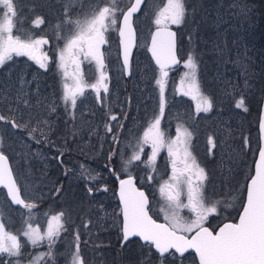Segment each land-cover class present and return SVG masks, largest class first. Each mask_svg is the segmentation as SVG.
Masks as SVG:
<instances>
[{
	"label": "rangeland",
	"instance_id": "374dc122",
	"mask_svg": "<svg viewBox=\"0 0 264 264\" xmlns=\"http://www.w3.org/2000/svg\"><path fill=\"white\" fill-rule=\"evenodd\" d=\"M127 2L117 0V7L124 8ZM13 3L17 13L13 18V35H21L22 38L29 35L36 38L46 36L49 43L42 46V51L50 59L47 69H41L27 56H14L0 67V89H5L9 100L14 101L20 87L19 78L23 77L30 82L27 87L30 103L36 104L38 97L34 93L39 87L40 99L45 104L54 103L56 110L54 113L38 107L30 110L36 119L49 121L51 127L47 131L51 143L36 144L27 129H13L11 125L0 122L4 137L0 149L11 157L24 198L36 205L32 210L34 227L38 225L41 232H44L52 215L60 212L65 214V230L60 232L53 248L54 264H68L77 232L79 252L84 264H101L100 261H106L100 259V245H103L101 248L106 252L108 264H144V261H148V264H161V258L146 256L150 255L149 252L142 253L134 244L130 253L116 252V245L111 244L109 236L101 242L97 241L96 233L120 228L119 205L115 188L107 177L110 175L108 166L113 164L117 171L123 172L122 157L126 160L133 154L149 122L158 114L160 89L156 80L160 78V71L152 61L147 45L150 31L155 26V13L167 4V0H146L135 16L138 37L128 78L124 75L119 55L117 30L120 15H117V25L105 33L108 43L102 47L108 92H101L98 96L91 87H86L72 114L66 111L61 100L64 83L71 84L72 79L69 76L65 81L58 67V53L65 45L64 37L75 31L74 25L65 22L63 14L68 0H13ZM96 3L97 0H72L70 18L82 20ZM185 6V23L174 25L178 29L181 64L169 69L164 81L165 104L160 129L164 132L166 142L169 138L176 140L177 129L181 125L192 133V156L207 175L203 182L204 195L207 197L205 203L221 201L217 214L210 215V220L205 221L213 227L223 219L235 218L236 214L232 215L241 207L242 201L238 204V200L245 196L246 178L251 172L258 144L260 146L258 126L254 127L249 112V98L253 103L255 95L261 97L264 5L254 0H185ZM5 11L0 6V18ZM36 17H43L44 23L34 25ZM188 55L196 57L200 91L213 101L210 112L197 113L196 101L191 95L184 94L185 89L181 87V80L188 71L185 65ZM80 60L84 82L87 85L95 83L99 78L96 64L83 55ZM68 70L70 73L74 70L70 63ZM241 95L245 99L247 111L235 106V101ZM11 106L19 107L27 119L29 109L15 103ZM8 107V102L0 103V114L8 116ZM112 116L116 119L112 120ZM106 124L111 126L110 132L106 131ZM113 136L117 138L115 141ZM210 140L215 141V147ZM176 147L178 151L182 150L183 143ZM113 152L115 155L109 160ZM150 154L151 145H144L142 160H146ZM171 159L167 148H164L155 160L156 172L149 171L140 162H135L129 169L152 193V210L163 217L161 209H170L158 188L160 183L168 181L172 175ZM103 162L106 164L103 165ZM82 165L87 170L84 176L81 174ZM53 169L54 173L50 175ZM89 174L96 179L88 180ZM148 176L153 178L149 180ZM77 178H82L85 184L78 187ZM105 186L107 191L103 190ZM89 188H92L91 192ZM181 200L187 203L186 196L182 195ZM55 205L59 208L53 209ZM0 208L6 214V229L19 235L21 213L26 216L28 210L12 206L1 188ZM180 215L186 221L194 218L190 209H182ZM20 240L23 245L20 264H29L32 256L48 251L46 241L34 247L22 235ZM4 257L9 258L7 255ZM15 259L12 258L13 264ZM47 264L53 262L49 260ZM162 264L167 263L162 261ZM177 264L193 263L183 261Z\"/></svg>",
	"mask_w": 264,
	"mask_h": 264
},
{
	"label": "snow or ice",
	"instance_id": "6c2138e0",
	"mask_svg": "<svg viewBox=\"0 0 264 264\" xmlns=\"http://www.w3.org/2000/svg\"><path fill=\"white\" fill-rule=\"evenodd\" d=\"M143 0H128L124 8L117 7V0H97V3L90 7L84 18L71 19L69 9L72 0L63 10L65 22L75 26V31L65 36V45L58 53V67L62 76L67 81L70 76L72 83H64V90L61 100L66 111L72 114L76 108L77 100L84 94L86 87H91L99 96L101 92H108V76L105 72V56L102 47L108 43L105 33L117 25V15L122 17V27L119 29V36L123 38V67L131 74V49L136 44V30L132 26L134 14L140 11ZM0 6L7 11L3 12L0 18V67L11 61L14 56H27L35 61L41 69H47L49 57L42 51V46L49 43L46 36L36 38L21 35H13V18L16 17V6L13 0H0ZM187 10L185 0H167V4L155 13L154 24L156 32L151 37V53L155 63L159 66L160 78L156 84L160 89V104L158 114L154 115L149 122L143 137L134 147L133 154L128 159L121 161L122 171L128 173L127 179L119 181V199L122 203L121 232L124 241L131 237H139L151 250L155 249L158 255L163 258L184 253L190 249L194 250L199 257V264H264V146L259 148V159L255 165V174L247 177L249 183L246 187V202L237 223H225L218 231L213 232L205 227V221L210 215L217 214L218 205L221 201L205 203L207 197L204 195L203 182L207 179L205 170L199 166L191 153L192 133L183 125L177 129L176 140L169 138L166 142L164 132L160 129L161 119L164 115L163 99L164 81L168 76V69L178 63L176 56V33L171 31L172 25L185 23ZM19 23V21H18ZM34 25L44 23L43 17H36ZM60 25H57V29ZM93 61L98 70L99 78L96 82L87 85L80 71V56ZM69 63L74 70L70 73ZM188 69L181 80V87L185 89L186 95H191L196 101V112H210L213 108V101L210 97L200 91L197 77L198 64L196 57L188 55L185 60ZM29 81L23 77L19 78L20 87L15 94V100L10 101L5 94V89H0V103L8 102V116L0 114V122L11 125L13 129H27L28 135L36 144L51 143L49 140L50 123L46 119H36L31 113L33 107L41 108L48 113H54V103L45 104L40 99L41 93L37 87L34 95L38 97L35 105L30 103V94L27 91ZM245 87H248V75L246 73ZM23 105L29 109L27 119L25 113L19 107H12L11 104ZM235 106L247 111L243 95L235 101ZM112 120L116 117L112 116ZM17 120L21 121L20 123ZM35 122V123H34ZM106 131H111V126L105 125ZM260 131L264 133V121L259 125ZM3 130L0 129V147L3 145ZM75 135V132L73 133ZM39 137V138H38ZM117 138L113 136L115 141ZM215 147V141H209ZM183 143L182 150H177V145ZM151 145V154L146 160H142L141 154L144 145ZM167 148L171 159L172 175L168 181L159 184L158 191L166 201L170 211L164 212L165 223H158L149 215V200L144 191L135 186L134 177L129 172L135 162H140L149 171L156 172L155 160L159 152ZM62 155V153H61ZM111 153L108 157L111 160ZM82 168V176L87 170ZM153 177L148 176L151 180ZM88 180H95V176L87 175ZM0 186L6 189V195L14 205H20L27 209V215L22 212V226L18 230L19 235L13 234L5 227L6 214L0 208V256L9 257L8 264H13L11 258H16L14 264H20L22 243L20 236L27 238L32 246L36 247L46 241L48 251L37 253L29 260V264H47L51 260L54 264L55 257L53 248L61 231L65 230L63 212L52 215L47 221L46 231L41 232L39 226L34 227L33 209L35 203L26 201L21 195V188L13 175L12 168L8 164V157L0 150ZM107 191V187L104 189ZM59 189H57V192ZM89 192L92 188L88 189ZM186 196L187 203L182 202L181 196ZM230 206V205H229ZM182 209H190L194 218L186 221L180 212ZM11 222L10 220L8 221ZM191 234V236H189ZM76 242L73 245L68 264H84L79 252V233L75 235ZM3 264V262H0ZM148 264V261H144ZM162 264V261H161Z\"/></svg>",
	"mask_w": 264,
	"mask_h": 264
},
{
	"label": "flooded vegetation",
	"instance_id": "af4514ba",
	"mask_svg": "<svg viewBox=\"0 0 264 264\" xmlns=\"http://www.w3.org/2000/svg\"><path fill=\"white\" fill-rule=\"evenodd\" d=\"M260 138V136H259ZM260 141V139H259ZM106 162H103V165H105ZM109 172H110V175H108V179L110 181V184L111 186H113L115 188V194H116V188H117V178L118 177H121L123 175H128V173H121L119 171H117L115 169V166L113 164H110L109 166ZM53 174V170H52V173H50V175ZM135 176V180H136V183L138 184V186L140 187H143L146 192H147V195H148V198H149V212L158 220H164L165 221V218L162 216V215H158L157 213H155L153 210H152V193L147 189V187H144L138 180V176L135 174V173H131ZM78 180V184L77 186L79 187L81 184L84 183L83 179L82 178H77ZM85 184V183H84ZM244 189V188H243ZM246 192V190H245ZM23 194V193H22ZM24 197V195H23ZM117 197V196H116ZM245 197V196H244ZM25 199V198H24ZM26 200V199H25ZM243 200V197H241L240 200H238V204ZM117 202H118V199H117ZM118 205H119V209H118V216L120 217V228L119 227H116V228H110L108 230H104L103 232H99L96 233L97 234V241H101V242H104L105 239L109 236L110 239H111V244L115 243L119 238H121V245H125V249H123L124 252H127V253H130V249H131V246L134 244L135 247L137 249H140V251H142V253H144L143 251L145 252H149L150 255L148 254H145L146 256H152L154 259L156 258H161L158 253L156 252V250L153 248V249H149L146 245H145V242H143L139 237H132V238H129L128 241H124L122 243V232H121V223H122V214H121V205L120 203L118 202ZM56 207H53V209H56V208H59L57 205H55ZM16 207H21L20 205H16ZM118 208V207H117ZM62 209H65V208H62ZM237 211V210H236ZM236 211L234 212V214L232 215V217L236 214L235 218L232 219V220H235L237 218V213ZM99 212H100V209H99ZM227 219H230V218H227ZM208 220H210L208 218ZM207 220V221H208ZM205 224H210V223H205ZM93 226V225H92ZM211 226V225H210ZM212 227V226H211ZM217 227V226H216ZM121 236V237H120ZM98 237H100L98 239ZM103 245H100L99 248H101ZM99 248H98V251H99ZM114 250L117 252L116 248H114ZM105 251V250H104ZM114 251V252H115ZM115 252V253H116ZM190 253H187V254H184L183 256H180L178 254H176L175 256H168L167 254L161 258L163 262H166L167 264H177V263H181L183 261H190L192 262L193 264H198L197 260H196V255L194 254L193 251H189ZM135 253H138V252H135ZM132 255V254H131ZM127 256V255H125ZM133 256V255H132ZM89 257V256H88ZM121 257V255H120ZM130 258V257H129ZM133 261V260H131ZM130 261V262H131Z\"/></svg>",
	"mask_w": 264,
	"mask_h": 264
},
{
	"label": "water",
	"instance_id": "95a60500",
	"mask_svg": "<svg viewBox=\"0 0 264 264\" xmlns=\"http://www.w3.org/2000/svg\"><path fill=\"white\" fill-rule=\"evenodd\" d=\"M144 2H145V0H143V3H142V5H141V8H142ZM141 8H140V10H141ZM136 14H137V13H136ZM136 14H134V16H135ZM134 16H133V18H132V26H133V27L135 28V30H136L135 23H134ZM122 26H123V25H122V17L120 16L119 26H118V30H117V35H118V43H119L120 58H121V63H122V65H123V44H122L123 38L119 36V29H120ZM156 28H157V26H154V27L152 28L151 33H150V37H149V40H148V45H147V50H148V52H149V54H150V56H151V58H152V60H153L154 63H155V58L152 56V53H151V50H150V49H151V37H152V35L155 34V32H156ZM171 31H173V32L176 33V37H175V40H176V56H177V60H178V63H179L180 58H179L178 51H177V31H176V29H175L174 27H172V26H171ZM136 43H137V31H136ZM135 47H136V44H135V46L131 49V59H132V55H133V52H134V50H135ZM178 63H176V64H174V65H172V66H175V65H177ZM155 64H156V63H155ZM156 65H157V64H156ZM157 66H158V65H157ZM158 67H159V66H158ZM123 68H124V67H123ZM124 74H125V76H127V75L129 74L128 71H127L126 69H124ZM262 121H264V75H263L262 101H261V106H260V110H259L258 124H257V126H258V131H259V133H260V137H261L262 141H261L260 146L258 147V149H257V151H256V155H255V158H254V161H253V170H252V174H251V175H254V174H255V165H256V163L258 162V159H259V148H260L261 146H264V133H262V132L260 131V128H259V125H260V123H261ZM2 151H3V150H2ZM3 152H4V151H3ZM4 154L8 157V164L11 166V168H12V172H13V175H14V177H15V179H16V176H15V173H14L13 166H12V164H11L10 158H9V156H8V154H7L6 152H4ZM131 175L134 177V183H135V186H136L137 188H139L140 190L144 191L145 194H146L145 189H144L143 187H139V186L137 185V183H136V181H135V176H134L133 174H131ZM127 176H128V175H123V176L117 178L118 182H117V188H116V195H117L118 201H119V203H120V205H121V208H122V203H121V201H120V199H119V181H120L121 179H127ZM16 181H17V180H16ZM248 183H249V180L247 181V184H248ZM17 184H18V182H17ZM0 187L3 188L2 186H0ZM246 187H247V185H246ZM3 189H4V188H3ZM4 190H5V193H6V189H4ZM21 195H22V194H21ZM146 195H147V194H146ZM246 195H247V193L245 192L244 202H243V205H242V207H241V209H240V212H239L238 217H237L236 220H226V221L222 222L219 226H217V228H216L215 230H212V229H211L209 226H207V225H204V226L210 228L213 232H216V231H218L219 228L222 227L223 224H225V223H229V222H231V223H237L238 220H239V216H240V214H241L242 211H243V206H244V204H245V202H246ZM147 197H148V195H147ZM7 198H8L9 201H10V198H9V197H7ZM148 200H149V198H148ZM13 205H14V204H13ZM149 215H151L152 218H153L154 220H156L158 223H165V221L158 220V219L154 218L153 215H152L150 212H149ZM189 236H191V234H189ZM131 238H132V237H131ZM140 239H141V238H140ZM141 240H142V239H141ZM142 241H143V240H142ZM123 242H124V240H123V238H122V243H123ZM143 242H144V241H143ZM190 250H191V249H190ZM190 250H189V251H190ZM192 251H193L194 254L196 255V259H197V262H198V264H199V257H198V254H196L194 250H192ZM184 254H185V253H184Z\"/></svg>",
	"mask_w": 264,
	"mask_h": 264
},
{
	"label": "trees",
	"instance_id": "16d2710c",
	"mask_svg": "<svg viewBox=\"0 0 264 264\" xmlns=\"http://www.w3.org/2000/svg\"><path fill=\"white\" fill-rule=\"evenodd\" d=\"M255 2H257L258 4H262L264 5V0H254ZM50 16V15H49ZM263 68H264V53H263ZM263 78V77H262ZM261 78V85H263V79ZM259 96V95H258ZM257 95H255V99L253 100V103L251 102L252 99L249 98V105H250V115H252V120H253V124H254V127L256 128V125H257V117H258V113H259V110H260V106H261V101H262V89H261V97L258 98ZM251 97H254L253 95H251ZM257 98V99H256ZM258 147H259V144H258ZM257 147V149H258ZM257 151V150H256ZM11 159V157H10ZM12 162V161H11ZM54 170L53 169V173H54ZM16 171H17V168H16ZM252 174V171L250 172L249 176H251ZM248 176V177H249ZM115 245H116V250L120 251V252H124L123 249H125V245H121V238H119L116 242H115ZM123 254V253H122ZM99 255L102 257L100 258L101 260H106L105 262H101V264H108V260L106 259V252L104 251L103 248H99ZM125 257V256H123ZM10 258H6L4 256H0V262H3V264H8V261H9ZM12 259V258H11ZM113 263V262H112Z\"/></svg>",
	"mask_w": 264,
	"mask_h": 264
},
{
	"label": "bare ground",
	"instance_id": "6f19581e",
	"mask_svg": "<svg viewBox=\"0 0 264 264\" xmlns=\"http://www.w3.org/2000/svg\"><path fill=\"white\" fill-rule=\"evenodd\" d=\"M179 62H181V60L179 61ZM155 64V63H154ZM181 64V63H180ZM156 65V64H155ZM157 66V65H156ZM158 67V66H157ZM176 67H178L177 65H176ZM175 67V68H176ZM127 78L129 77V74L126 76ZM260 134V133H259ZM261 141H262V139H261V137H260V143H261ZM13 170H14V167H13ZM15 172V171H14ZM187 253H189V251L188 252H186L185 254H187Z\"/></svg>",
	"mask_w": 264,
	"mask_h": 264
}]
</instances>
